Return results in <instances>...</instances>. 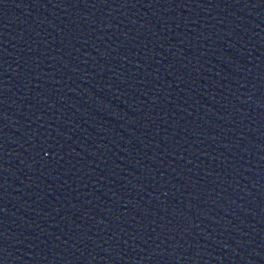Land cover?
Listing matches in <instances>:
<instances>
[{
    "label": "water",
    "instance_id": "1",
    "mask_svg": "<svg viewBox=\"0 0 264 264\" xmlns=\"http://www.w3.org/2000/svg\"><path fill=\"white\" fill-rule=\"evenodd\" d=\"M0 264H264V0H0Z\"/></svg>",
    "mask_w": 264,
    "mask_h": 264
}]
</instances>
